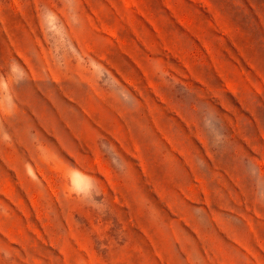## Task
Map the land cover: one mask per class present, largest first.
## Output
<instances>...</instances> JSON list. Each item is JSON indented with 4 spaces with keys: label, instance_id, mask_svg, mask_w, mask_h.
Returning <instances> with one entry per match:
<instances>
[{
    "label": "rangeland",
    "instance_id": "rangeland-1",
    "mask_svg": "<svg viewBox=\"0 0 264 264\" xmlns=\"http://www.w3.org/2000/svg\"><path fill=\"white\" fill-rule=\"evenodd\" d=\"M0 264H264V0H0Z\"/></svg>",
    "mask_w": 264,
    "mask_h": 264
},
{
    "label": "crops",
    "instance_id": "crops-1",
    "mask_svg": "<svg viewBox=\"0 0 264 264\" xmlns=\"http://www.w3.org/2000/svg\"><path fill=\"white\" fill-rule=\"evenodd\" d=\"M29 25H30V31L34 32L35 35H36V31L42 30L40 23H39L40 29H38L37 26L34 27L31 24H29ZM26 30H27V28H26ZM28 46L32 50H34V52L37 55L38 60L41 63V65L45 66L47 68V70L52 72V74L55 72V68H60L58 65L59 57H57L55 55V51L52 48L50 41L44 40L43 38H40L36 35L35 38H31ZM65 53H68V52L65 51L64 54ZM22 57H23V55H22ZM25 59H26L27 63L31 65L30 60L27 58H25ZM65 63H67L68 66H72V64H73L71 59H67L65 61ZM77 66H80L79 63H77ZM59 81H61V79H59Z\"/></svg>",
    "mask_w": 264,
    "mask_h": 264
}]
</instances>
